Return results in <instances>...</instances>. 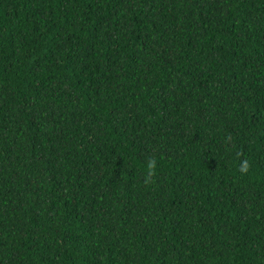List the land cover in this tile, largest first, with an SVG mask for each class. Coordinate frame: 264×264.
<instances>
[{
    "label": "trees",
    "instance_id": "trees-1",
    "mask_svg": "<svg viewBox=\"0 0 264 264\" xmlns=\"http://www.w3.org/2000/svg\"><path fill=\"white\" fill-rule=\"evenodd\" d=\"M0 264H264V0H0Z\"/></svg>",
    "mask_w": 264,
    "mask_h": 264
},
{
    "label": "clouds",
    "instance_id": "clouds-1",
    "mask_svg": "<svg viewBox=\"0 0 264 264\" xmlns=\"http://www.w3.org/2000/svg\"><path fill=\"white\" fill-rule=\"evenodd\" d=\"M155 166H156V162H155L154 159H149L147 161V168H148V171H149V178L151 177V174L154 171ZM246 167L247 166L245 165L244 168H242V171L246 170Z\"/></svg>",
    "mask_w": 264,
    "mask_h": 264
}]
</instances>
